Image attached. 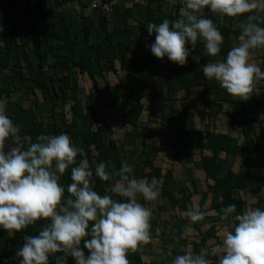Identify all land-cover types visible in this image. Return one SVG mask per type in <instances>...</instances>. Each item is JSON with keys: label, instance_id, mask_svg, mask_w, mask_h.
Wrapping results in <instances>:
<instances>
[{"label": "trees", "instance_id": "trees-1", "mask_svg": "<svg viewBox=\"0 0 264 264\" xmlns=\"http://www.w3.org/2000/svg\"><path fill=\"white\" fill-rule=\"evenodd\" d=\"M144 1L143 5H138L136 0H120L110 17L95 10L88 13L85 0H43L33 11L28 8L29 0H0V24L16 20L11 29L0 31V97L7 99V112L20 124L22 136H30L35 141L40 134L67 132L72 142L83 149L76 158L77 163L86 156L93 168L97 162L104 161L114 165V170H108L115 172L123 163L125 136L137 142L142 147V161L138 166L141 177L150 181L155 176L162 182L161 209L166 220L168 211L179 210L174 214L172 225L177 232L170 240L175 244L187 243L190 234L184 236L183 232L189 228V219L182 212L190 204L199 205L206 213L205 218L213 216V223L205 230L197 222L192 223L197 237L191 241V246L193 251L199 252L201 248L213 247L208 243L211 239L222 243L217 222L224 217L223 209L227 205L235 203L237 212L247 207V200L237 190L250 193L255 207L264 208V174L256 170L264 167V143L258 135L259 127L264 133V81L256 84L248 100H241L227 93L218 81L208 80L203 75L202 65L225 57L238 43L247 15L221 16L210 9H205L203 14L213 19L224 36L218 57L210 56L204 42L198 40L195 46L186 45L192 50L185 65L170 63L161 71L157 57L147 47L155 40V33H148L147 24L160 23L165 18L176 19L182 5L179 0L176 4L169 0ZM70 3L80 4L84 13L77 17L70 15L66 8ZM23 8L26 12L20 13L19 9ZM138 25L142 30L139 37L136 35ZM14 46L23 47L25 56L21 53L14 58ZM257 57L258 50H253L252 59ZM263 58L264 54L260 59ZM258 63L264 70V61ZM121 73L124 76L119 78ZM78 75L89 77L96 91L102 89L100 80H105L103 89L108 94V106L120 120L118 129L124 130L120 141L113 136L115 129L110 121L92 102L84 106L83 112L74 104L80 93ZM110 76L117 78L114 81ZM145 87L149 88L151 96L148 103L140 91ZM194 87H200L195 98L180 96L184 92L190 94ZM37 91L41 92L42 101L24 103L25 96L32 98ZM164 91H167V103L157 114L155 99L164 98ZM14 95L21 98L13 99ZM69 101H73L70 116L68 111L56 109ZM41 102L53 103L47 117L40 110ZM146 112L149 121L156 115L160 124L151 128L150 122L143 120ZM221 114L229 119L232 133L213 129ZM196 117L201 127L197 126ZM237 133L242 134V142ZM163 145L174 150L169 167L157 164ZM183 146L199 152L181 153ZM237 160L242 162L245 171L236 169ZM192 169L203 171L205 178L195 179L190 173ZM95 180L94 188L102 194L114 182L98 177ZM70 182L71 168L61 179L65 185ZM234 215L231 214V219ZM46 222L41 219L19 231L0 228V264H16L17 259H22L15 253L25 242L24 236L38 235ZM158 238L162 239V245L166 242L162 236ZM85 251L87 254V249ZM170 251L179 255L185 250L177 251L173 247ZM209 260L210 264H216L217 257L210 256ZM50 264H56L51 257ZM68 264H74L72 258Z\"/></svg>", "mask_w": 264, "mask_h": 264}, {"label": "clouds", "instance_id": "clouds-1", "mask_svg": "<svg viewBox=\"0 0 264 264\" xmlns=\"http://www.w3.org/2000/svg\"><path fill=\"white\" fill-rule=\"evenodd\" d=\"M176 4L177 0H169ZM176 19L149 22L147 31L155 40L147 47L157 58L167 57L185 65L198 40L210 56L218 57L224 36L205 16L210 9L221 16H244L238 43L225 57L202 65L203 75L216 80L234 97L248 100L264 70L252 59L253 50L264 49V0H179ZM7 99L0 97V228L19 231L43 219L38 235L24 236L16 250L19 264H129L128 252L152 239V209L143 201H157L161 181L153 176L137 178L134 166L124 161L115 172L106 162L93 166L83 149L67 132L40 134L35 141L22 136L21 126L7 112ZM71 168V182L61 183ZM95 177L114 180L104 191L95 190ZM117 178V179H114ZM67 192V195H66ZM142 198V200H141ZM234 223L223 232L222 243L195 252L191 247L176 255L171 264H264V208L250 207L237 212L235 203L223 209ZM191 222L202 221L206 213L199 205L188 208ZM185 228L183 235L189 234ZM87 249V254L86 250Z\"/></svg>", "mask_w": 264, "mask_h": 264}, {"label": "rangeland", "instance_id": "rangeland-1", "mask_svg": "<svg viewBox=\"0 0 264 264\" xmlns=\"http://www.w3.org/2000/svg\"><path fill=\"white\" fill-rule=\"evenodd\" d=\"M138 1V5H143L145 3L144 0H136ZM116 4H119V1L117 0ZM128 6H131L130 2L127 3ZM66 8L68 9V12L70 13V15H72L73 17H77L79 15V6L77 8L75 3H70L69 5L66 6ZM170 5L166 6V9H169ZM19 11H21V9H19ZM141 25H138V28L136 29V35H140L141 32ZM139 33V34H137ZM15 47V52L13 53V57L17 58L19 57V55L22 53L25 56V49L23 47H18V46H14ZM264 54V49H259L258 50V56L255 60L256 62H260V61H264L263 59H260L261 56ZM11 60V65L13 63V61L15 59ZM158 66L161 67V71H165V69H167L168 65L170 63H176V62H166L168 60V58L165 56L163 58H157ZM50 71V73L52 72V69H48ZM60 72V71H59ZM124 76V73H121L119 75V78H122ZM79 80H80V93H79V100L77 102H74V104L76 105V107H78V109L83 112L84 110V106L89 103L92 102L95 107L98 108V110L100 111V114H103L107 117V119L110 121L111 125L114 127L115 129V134L113 133V136L116 137V139L118 141H120V136H123V132L124 130H120L118 129L121 125H119V118L117 116V114L111 110L108 106V94L107 91L104 90V86H105V80H100V85L102 87V89L96 91L94 90L93 84L91 83V79L89 77H84V76H79ZM112 76H110L111 78ZM116 76L112 77V80H116ZM200 89V87H194L191 91L190 94L187 95V93H181L180 96L181 97H187V98H195L197 95V91ZM143 95V99L145 102H149L150 101V94H149V88L145 87L142 88L140 90ZM17 96L14 95L13 99H16ZM17 98H21V96L17 97ZM42 101L43 97L41 95L40 91H37V95L36 96H32V98H29V95L25 96L24 99V103H31V101ZM166 102V98H158L156 100V105H157V110L156 113H159V108L162 107V105L164 106ZM71 103H73V101H69V103L65 106H61V107H56V109H63L68 111V116H70V105ZM42 104V102H41ZM227 107V106H226ZM40 110L43 113V115L45 117H47L48 115H50V112L53 110V103H43L42 105H40ZM144 122H145V118H144ZM147 122V121H146ZM150 122V127L151 128H155L156 126H158L160 124L159 122V118L155 115L152 117V120L149 121ZM196 122H197V126L201 127V122L199 120L198 117H196ZM230 124L229 120L227 119L226 116L224 115H219L216 119V129L218 130H227L228 129V125ZM162 126V125H161ZM125 136V134H124ZM155 139H158V136H156ZM124 143H130L129 141H127V137L125 136L124 138ZM118 144L120 145V142H118ZM163 149L162 152H160L158 154V158H157V164L158 165H163L164 167H169L170 163L173 162L172 156H171V152L169 151V149H165L164 145H163ZM122 159L123 162L127 161L129 163H131L134 166V175L137 178H142L141 177V172L138 170V166L140 165L141 161H142V156H140V151L138 149L133 150L132 152L130 150H128L127 145H123L122 146ZM104 162V161H102ZM99 163V162H97ZM96 163V164H97ZM107 163V162H106ZM108 165V169L110 170H114V165H110L109 163H107ZM113 168H112V167ZM199 175V174H197ZM200 180H202L203 178L198 177ZM189 184V183H188ZM250 197V194H249ZM162 197H160L157 201H146V205L149 206L152 209V218H151V227H150V231H151V235H152V240L156 241L157 244H150L149 247H143L140 246L137 250V252L139 251L141 254L139 255L138 252V257L139 259H141L145 264L148 262L149 264H155V262L157 261V264H169L172 261L168 260V256H167V252L170 251L171 248L175 247L176 249L182 250V249H186L188 247H191V241L193 239H195L197 236V230L195 228L192 227V223L189 220V238L187 239V243L185 244H175L172 240H170V238H173L175 235V232H177V229H174V227L172 226L174 224L175 221V212H179L178 208L175 209H171L170 213H167V216H169V218L166 220V214L165 217L162 216L163 214V210L161 209V201ZM250 201L249 203H253L254 198L250 197ZM142 200V198H141ZM197 199H196V203H197ZM168 206L170 207V205L168 204ZM193 204L189 205V208L192 207ZM249 207V206H247ZM163 208V207H162ZM186 212V211H185ZM185 212H182L183 215H185ZM186 216V215H185ZM198 224H200L201 228L203 230L207 229L208 227H210V225L213 223V216H208L207 218L203 219L202 221H198ZM218 229H219V235H223V232L226 230H229L231 225H232V219H231V215L227 218L222 217L221 219H218ZM154 235V236H153ZM158 236H162V238L166 239V242L162 243V239L158 238ZM208 243L210 245L216 246L218 244L216 239H211L208 241ZM153 249V250H151ZM157 250V253H154V251ZM156 254V255H155ZM172 258V257H171ZM19 260L17 259L16 264H19Z\"/></svg>", "mask_w": 264, "mask_h": 264}, {"label": "crops", "instance_id": "crops-1", "mask_svg": "<svg viewBox=\"0 0 264 264\" xmlns=\"http://www.w3.org/2000/svg\"><path fill=\"white\" fill-rule=\"evenodd\" d=\"M118 1L120 2V0H118ZM76 6H77V8H78V6H79V9H78V10H79V14L84 13V12H83V7H82L80 4L76 3ZM90 11H93V10H90V9L88 8V13H89ZM19 12H20V11H19ZM23 12H26V11H21L20 13H23ZM166 62H167V61H166ZM166 92H167V91H164V98H165V96H166ZM150 97H151V96H150ZM150 100H151V98H150ZM156 100H157V99H155V103H156ZM146 103H148V102H146ZM166 103H167V99H166L165 104H166ZM165 104H164V105H165ZM162 107H164V106L162 105ZM160 112H161V108H159V114H160ZM147 114H148V112H146L145 115H144V117H143V118H145V121H148V119H147L148 115H147ZM227 119H228V118H227ZM143 120H144V119H143ZM228 120H229V119H228ZM229 122H230V121H229ZM215 125H216V122H215ZM215 125L213 126V129H214V128L216 129ZM216 130H218V129H216ZM231 130H232V127H231V125L229 124L227 130H222V131H221V130H218V131H221V132H227V133H232ZM237 135H238V137L240 138V141L242 142V141H243V136H242V134H241V133H237ZM258 135H259V137H260L262 143H264V133L261 132V128H260V127L258 128ZM127 141L130 142V143H126L128 150H130V151L132 152L133 150L138 149V150L140 151V156H141V155H142V147H141L137 142H133V140L131 141L130 139H127ZM164 148H165V149H169V151L171 152V156H172V153L174 152V150L171 149L168 145H164ZM183 148H184V149L181 151V153H186V152L188 153V151H190V152H195V153H198V152H199L198 150H188L187 147H185V146H183ZM162 150H164V149H163V146L161 147V150L159 151V153L162 152ZM177 151L180 152L178 148H177ZM157 158H158V156H157ZM182 158H183V161H185V160H184L185 156H184L183 154H182ZM172 159H173V156H172ZM122 161H123V159H122ZM185 164H186L188 167H192V165H189V164H187L186 162H185ZM235 167H236V169H237V167H238L239 170H240V169H241V170L244 169V171L246 170L245 167L243 166L242 162L239 161V160L235 161ZM256 170L258 171L259 174H264V167H263V168H257ZM244 171L242 172L241 175H244ZM190 173L192 174V176H193L195 179H199L198 177H200V178H205V174H204L203 171H199V170H196V169H192ZM197 174H199V175H197ZM188 183H189V182H188ZM237 192H238V194H240V193L243 194L244 197H245V199H246L247 202H248V205H247V206H249V207H246L244 210H246L247 208H250V207H255V205H254L255 200H253V203H249V201L251 200L250 197H252L250 193H247V194H246V192L244 193V191H242V190H237ZM249 194H250V197H249ZM263 194H264V191H263ZM162 216H164V214H162ZM150 244H157V242H156V241H153V240L151 239V240L148 241L147 243L142 244L143 246H142V245H141V246H142V248H143V247H149ZM139 247H140V246H139ZM139 247H138V248H139ZM138 248H137L135 251H131L130 253H128L129 264H145L141 259L137 258V257H138V252L140 251V250H139V251L137 252ZM191 248H192V246H191ZM151 250H153V249H151ZM182 250H185V249H182ZM177 251H181V250L177 249ZM154 253H157V254H158L159 252H157V250H155ZM140 254H141V253L139 252V255H140ZM155 255H156V254H155ZM167 256H168V260H169V261H172V260L175 258L176 255H175L172 251H168V252H167ZM171 257H172V258H171ZM146 264H149V263L147 262ZM155 264H157V261L155 262ZM169 264H171V262H170Z\"/></svg>", "mask_w": 264, "mask_h": 264}, {"label": "built area", "instance_id": "built-area-1", "mask_svg": "<svg viewBox=\"0 0 264 264\" xmlns=\"http://www.w3.org/2000/svg\"><path fill=\"white\" fill-rule=\"evenodd\" d=\"M43 0H29V6L30 10H34L36 7L42 3ZM88 4V8L90 10H95L99 11L100 13L104 15H108L111 17L113 11H114V6L117 2V0H85ZM21 11H26V9H21ZM20 11V12H21ZM16 21V20H15ZM14 20H10L6 23H1L0 24V31L4 29H11L13 23L15 22Z\"/></svg>", "mask_w": 264, "mask_h": 264}]
</instances>
